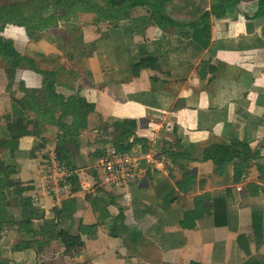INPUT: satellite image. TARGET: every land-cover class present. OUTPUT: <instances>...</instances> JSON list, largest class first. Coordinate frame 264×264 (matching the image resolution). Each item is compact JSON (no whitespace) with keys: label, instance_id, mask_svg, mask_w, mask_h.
<instances>
[{"label":"crops","instance_id":"1","mask_svg":"<svg viewBox=\"0 0 264 264\" xmlns=\"http://www.w3.org/2000/svg\"><path fill=\"white\" fill-rule=\"evenodd\" d=\"M199 2L180 6L211 10L214 0ZM263 2L241 0L235 12L212 18L211 43L201 53L193 52L191 36L155 23L145 9L124 20L76 11L61 20L52 18L57 13L47 2L41 14L50 16L49 24L15 45L36 68L57 73V93L79 97L89 116L75 141L74 117H64L65 103L47 98L42 74L29 65L10 76L0 73V264H246L257 252L264 255V18L247 16ZM170 7L173 16L181 9ZM147 60L150 66L137 72L135 66ZM162 112L172 124L152 140ZM125 121L137 127L119 141L123 132L115 126ZM177 143L192 160L172 161ZM151 148L169 175L147 166L126 205V185L107 184L103 161L114 150L142 155ZM220 149L228 150L225 163L214 153ZM52 153L75 171L62 202L38 188ZM83 170L99 184L91 193L77 181ZM167 180L178 197L171 204L165 202L169 192L162 196ZM16 187L37 197L43 217L35 229L48 225V236L39 235L46 245L40 255L34 243L22 241V212L10 193ZM65 203L73 216L60 224L56 211ZM244 232L256 240L243 242L251 255L239 240ZM66 235L77 237V245L68 247Z\"/></svg>","mask_w":264,"mask_h":264},{"label":"trees","instance_id":"2","mask_svg":"<svg viewBox=\"0 0 264 264\" xmlns=\"http://www.w3.org/2000/svg\"><path fill=\"white\" fill-rule=\"evenodd\" d=\"M175 0H72V4L68 2V0H52L53 7L56 11V16L60 19H65L69 16L73 11L85 14H92L96 16H103L110 19H121L124 20L131 16L138 9H145L147 10L152 17V21L155 23H162L165 25H169L173 27L176 32L181 34L182 36H191V39L194 40V48L193 52L201 53L204 52L207 47L211 43V33H212V26L210 22L212 18L215 20H220L228 16L230 13L235 12L237 10V6L241 2V0H214V3L211 6V10H207L205 8H191L192 14H196L199 18L188 21V20H181L177 17L173 16L169 13L168 9L171 4ZM60 10H64V15L59 16L58 12ZM251 19H263L264 18V2L258 6V9L252 13L247 15ZM30 22V21H29ZM26 23V29L31 30L35 29L36 33L41 30V26L38 27H31L30 23ZM185 31H191L192 34H184ZM31 37L35 36V33L30 34ZM0 50L7 51L6 61L8 65H10L11 69L14 70L19 66L20 60L23 59L22 55L15 49L14 40L13 38H5L0 36ZM150 61H143L140 64L135 66V70L138 72L141 68L150 66ZM30 68L37 71L38 73L42 74L45 77L46 81V94L47 98H53V101H57V103H65L66 108L64 110V117L66 118L69 115H73L74 122L71 128V134L75 136V141L80 136V130L82 129L83 123L85 120L88 119L89 116V109L87 105L81 103L79 97H68L59 95L56 90V83L58 79V74L54 72H46L36 68L34 65L35 63L32 60H29ZM63 117V120L65 119ZM61 126L63 128L66 127V124L61 120ZM118 131L123 132L122 135L118 136L117 140H128L132 135L133 131L136 129L137 124L131 121H125L123 123H116ZM70 132L64 131V137H69ZM178 144V143H177ZM178 150L172 151V161L175 163H182L184 160L188 161V159H193V156L187 149H184L181 144L177 145ZM227 151L219 150L214 153L219 154L221 161L223 163L226 162L225 156ZM191 159V160H192ZM9 174H5V177L8 179ZM182 183V184H181ZM183 182L178 184V187L182 189ZM165 185H168V188L163 193L164 196L167 192H169L168 197L165 198V202L167 204H171L174 202L178 197L175 196L172 184L166 181ZM170 186V187H169ZM164 187V185H163ZM27 188L23 187H16L13 188L10 193L17 198L18 205L21 208L22 212V223L19 229V232L22 237V241L24 243L32 242L35 244V249L37 253L40 255L46 249V245L42 243L39 239L40 234H46L48 236L47 227L45 225L44 229L36 230L35 229V222L43 217L40 209L38 208V200L37 197H30L26 196ZM171 191V192H170ZM159 195H160V188H159ZM166 195V196H167ZM69 203V202H68ZM65 203L62 210L56 211V217L60 224L67 223L73 216V210L71 213L68 212L67 204ZM71 206V205H70ZM71 207L74 208L72 205ZM3 205H2V195L0 193V241L3 237ZM50 225V224H49ZM51 227V225H50ZM49 238V237H48ZM65 244L68 247H74L78 243V238L74 236L66 235L63 237ZM243 242L246 241H255L248 237L245 232L243 233L242 237L239 239ZM248 255H251L253 250L249 249V244H241ZM248 249V251H247ZM264 262V255L260 254V252L255 254V257H252L250 261L246 264H262Z\"/></svg>","mask_w":264,"mask_h":264},{"label":"built area","instance_id":"3","mask_svg":"<svg viewBox=\"0 0 264 264\" xmlns=\"http://www.w3.org/2000/svg\"><path fill=\"white\" fill-rule=\"evenodd\" d=\"M172 121L166 112H162L159 120L156 121V129L151 134L152 140H156V132L159 129L170 127ZM106 182L108 185L123 183L126 185L124 203L130 205L133 201V192L140 189L141 180L144 178L147 166L159 171L163 175H169L168 165L157 157L156 152L151 148L142 155H135L129 149L114 150L103 161ZM75 171L62 164L55 153L51 154V163L47 166L42 181L38 183L41 191L52 194L57 202L69 197L72 189L70 177ZM77 181L83 192L91 193L99 184L97 180L84 170L77 172Z\"/></svg>","mask_w":264,"mask_h":264},{"label":"rangeland","instance_id":"4","mask_svg":"<svg viewBox=\"0 0 264 264\" xmlns=\"http://www.w3.org/2000/svg\"><path fill=\"white\" fill-rule=\"evenodd\" d=\"M25 1L26 0H15V1L14 0H5V1L0 0V35H5L6 38H13L16 41H18V38H25L26 36L30 37L31 33H35V35H36L38 32L36 33L34 28L31 30L26 29L25 25H26L27 21L22 20L23 18H25L24 16H30V15H31V17L35 16L36 21L37 22L40 21L39 22L40 24H41V22H43L44 27L49 24L48 22H49L50 16H47L45 14H41V11L43 10L46 13V11L48 10V6L47 7H45V6L48 3L50 5H52V3H51L52 0H29L30 1L29 5L25 4ZM187 1H189V2L192 1L193 4L200 3L199 0H176V1H174L170 8H174V10H175L178 7V4H179V7H181L178 14L175 13V16L178 19H180L182 17H188L190 14L192 15V13L189 9H188L189 11H184V8L182 6H180V5H182V3H187ZM68 2L70 4L73 3L72 0H68ZM15 3L16 4L18 3V6L15 5ZM14 5L17 7H15ZM50 9L56 13L55 9L52 6H50ZM74 13H76V12H74ZM43 16H45V17L42 19ZM45 18L47 20H44ZM52 18L56 19L58 17L54 14V15H52ZM31 27H33V26H31ZM15 49L23 57L22 52L16 47V45H15ZM5 54L7 55V51L0 50V65H4L6 68V70H4V71L0 70V73H2L3 76H5V75L10 76V74L13 70L11 69L10 65H8L6 58H5L6 57ZM19 65H30V63L23 58L20 60ZM15 70L16 69H14V72H15ZM3 79H5V78H3ZM149 150L150 149H147L146 152Z\"/></svg>","mask_w":264,"mask_h":264},{"label":"flooded vegetation","instance_id":"5","mask_svg":"<svg viewBox=\"0 0 264 264\" xmlns=\"http://www.w3.org/2000/svg\"><path fill=\"white\" fill-rule=\"evenodd\" d=\"M58 15H59V16H63L64 14H63V12H61V13L58 12ZM61 20H62V19H61ZM29 23H30L29 25L34 26V27L41 26V30L44 28L43 22H41V24L39 23L40 25H39V24L35 25L32 21H30ZM41 30H40V31H41ZM40 31H38V33H39ZM38 33H37V34H38ZM13 40H15V39H13ZM14 44H15V41H14Z\"/></svg>","mask_w":264,"mask_h":264}]
</instances>
